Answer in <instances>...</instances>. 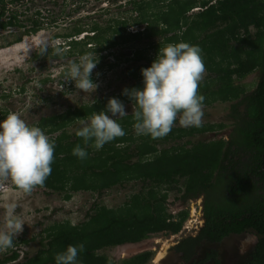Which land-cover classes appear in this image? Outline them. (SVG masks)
I'll return each instance as SVG.
<instances>
[{"label":"trees","instance_id":"16d2710c","mask_svg":"<svg viewBox=\"0 0 264 264\" xmlns=\"http://www.w3.org/2000/svg\"><path fill=\"white\" fill-rule=\"evenodd\" d=\"M23 1L26 5L31 3V7L37 5L35 0ZM85 1L88 0H73V3ZM0 3L5 11V0H0ZM125 5L132 7L127 10ZM119 7L122 9L119 14L132 13L131 22L129 17L118 16L110 19L105 27L97 23L86 29L75 27L71 33L55 38L71 40L67 43L70 47L68 55L78 56L90 52L99 54L117 46L138 43L140 46L133 50L131 58L126 59V62L133 63L128 69L134 81L130 89L143 88L141 69L151 66L160 47L179 42L199 46L206 77L198 86V94L204 97L203 106L230 103L231 130L228 139L218 136V132L228 127L225 123L202 124L200 128L172 127L164 140L217 133L211 139L188 141L182 146L161 151L156 140L141 137L135 150L141 156L147 153L151 156L145 158V163L130 166L124 163L129 147H116L120 142L136 141L132 136L126 137L131 133L134 115L125 117L127 120L120 124L126 133L124 138L106 143L101 153L92 156L90 147L86 148L88 156L83 161L72 155L77 144L87 147L81 138L70 141L66 133L58 140L50 138L55 142L52 172L44 185L37 187L56 192L65 191L67 187L74 192L97 191L127 181L130 167H135L136 178L149 179L158 186L163 181L169 185L177 183L176 177L185 178L184 185L190 192L207 187L217 174V181L226 183L231 197L225 195L226 200L222 204L207 205L204 210L206 225L200 236L189 238L176 250L186 251L188 247L200 245L203 240L219 244L231 235L252 232L258 240L244 264H264V0H126ZM78 10L79 7L73 11ZM3 11H0V17L4 15ZM29 11L30 8L25 9L23 16ZM133 14L136 16L133 17ZM45 18L38 9L23 24L12 16L10 22L0 23V27L16 25L25 28L23 34L29 36L45 27ZM57 21L56 18L49 20V25ZM130 27H136V32H129ZM85 32L92 35L88 34L81 41L75 39ZM88 44L95 47L86 49ZM61 56L65 53L55 57ZM253 74H257V83L251 89L253 85L244 84L243 80ZM112 98L123 103L130 101L127 96ZM109 99L77 111H68L61 117L43 119V122L51 123L46 133L52 134L74 121L90 118L94 112L103 110ZM89 145L92 147L91 142ZM68 192L66 190L65 199L71 197ZM158 193L151 189L148 196L136 194L118 208L94 204L83 222L77 225L57 223L47 228L48 241L43 245L44 249L28 262L15 264H55V254L63 252L69 245L80 243L85 245L84 253L79 256L80 264H116L98 251L140 243L151 234L179 233L188 214L184 213L178 220L169 222L174 217L166 213L163 203L149 202V199H159ZM153 255V252L146 251L117 264H147ZM192 255L191 250L185 254V259L189 260ZM18 257L19 254L14 251L0 260V264L16 262ZM210 260L220 264L216 251L207 256L206 261Z\"/></svg>","mask_w":264,"mask_h":264},{"label":"rangeland","instance_id":"374dc122","mask_svg":"<svg viewBox=\"0 0 264 264\" xmlns=\"http://www.w3.org/2000/svg\"><path fill=\"white\" fill-rule=\"evenodd\" d=\"M63 1L35 0L37 5L33 4L30 10L39 9L42 12V15L46 17L45 27L34 35L22 36L20 43H14V41L20 36L21 31L0 32V120L6 118L3 112L7 110L17 113L26 124L41 128L39 125L41 118L64 114L69 109H77L82 105L92 106L93 103L115 96L122 87L133 83L127 77L128 70H126L127 66L132 67L133 64L125 63L124 59L131 57V52L140 46L138 43H129L112 49L114 55L109 59L114 62L113 64H116L114 69L107 70L105 68L100 74L97 67L93 70L91 78L97 84L95 92L92 90L83 93L75 88L74 82L65 81L66 69L76 57L54 58V55L58 54H55V51L52 52L51 48L57 44H63V38L55 39V36L71 33L75 27L90 28L94 23L105 27L110 19H116L118 16H120L119 18L129 17L130 21L132 13L129 11L119 14L122 10L119 9V6L125 4L126 0H88L81 4L73 3V0H65L64 3ZM55 2L58 3L55 4ZM78 7L79 10L74 12L73 10ZM131 7V5H125L124 8L129 10ZM25 8H20L21 12ZM31 15L32 12H28L23 18L26 19ZM135 16L136 14H133V17ZM54 18L58 19L57 23L49 25V20ZM129 30L136 32V27H130ZM77 38L80 40L83 37L81 35ZM44 43L49 45L48 50L44 55H39ZM63 51L67 52L68 48L62 49V53ZM116 56L121 60L115 59ZM109 59L103 60L102 64L107 65ZM205 77L206 73H204L203 79ZM46 79L49 81L42 83ZM243 83L253 85L251 89H254L257 83V74L248 76L243 80ZM230 106V103H215L210 107H203L202 124H227L228 127L224 131L218 132V136L225 139H228V132L231 130ZM126 108V112L131 113L132 108L127 106ZM87 121L68 125L65 129L67 134L74 135ZM47 124H43L41 129L49 136L46 133L49 129ZM178 125L184 127L179 122ZM216 133L206 134L203 138H213ZM88 147L94 155L97 150L90 145L86 148ZM138 189V185L133 188L127 183L123 187L118 186L102 192L100 195L91 192L71 193V198L65 200L66 191L54 192L48 188L35 187L31 193L26 194L15 186L10 177L7 180H0V229H3L4 226V206L7 203L17 204L16 213L26 223L23 232L16 237L14 247L0 252V259L10 256L13 251H17L21 258L34 256L47 243L45 230L50 226L66 222L77 225L86 219L94 204L118 208L124 204L131 193ZM172 198L171 195L170 200ZM189 206L190 208L197 207L191 203ZM169 209L175 211L174 202ZM190 219L189 228L198 224L195 221L198 220V215H194V211L190 213ZM245 237H248L251 243L246 253L241 255L239 252L240 242ZM257 240L256 234L245 232L241 235H231L215 245L204 242L197 248L189 262L184 261L181 255L174 251L179 238L164 234L151 236L137 245L107 248L98 251V253L107 256L113 262H119L137 253L151 251L154 255L147 264H200L206 260L211 250H215L220 264H244ZM204 264H215V261L210 260Z\"/></svg>","mask_w":264,"mask_h":264},{"label":"clouds","instance_id":"9594fccd","mask_svg":"<svg viewBox=\"0 0 264 264\" xmlns=\"http://www.w3.org/2000/svg\"><path fill=\"white\" fill-rule=\"evenodd\" d=\"M48 47L44 43L39 55H44ZM61 53V49H55V54ZM94 57H98L96 52H90L70 63L65 72V81L74 82L75 88L83 93L95 92L97 84L91 77L99 59ZM204 73L205 65L199 46L179 42L160 47L151 66L141 69L143 88H125L122 91V95L136 105L133 117L136 134L152 140L163 139L172 130L178 115L182 126L202 127L204 97L198 94V86ZM127 114L121 100L110 98L105 108L94 112L75 134L85 146L91 142L92 147L99 151L106 143L125 136L117 119ZM54 150L55 142L40 127L26 124L17 113L9 112L5 119L0 120V180L10 177L19 190L31 193L35 187L43 186L51 175ZM72 155L83 161L88 152L86 147L77 144ZM4 207L0 252L14 247L16 237L23 232L26 224L16 213V203H7ZM250 243L248 237L241 240V255L246 253ZM84 251L83 243L69 245L66 250L54 255L55 264H80L79 256Z\"/></svg>","mask_w":264,"mask_h":264},{"label":"flooded vegetation","instance_id":"af4514ba","mask_svg":"<svg viewBox=\"0 0 264 264\" xmlns=\"http://www.w3.org/2000/svg\"><path fill=\"white\" fill-rule=\"evenodd\" d=\"M4 4H5L4 7L6 8L5 11H3V8H2L3 5L0 3V11H3L4 12V15L2 17H0V23H8V22H10L12 16H15L16 17V21H19L21 24H23L25 19L23 18L24 17L23 16V11L21 12V9L20 8H25V6H26L25 9H29L31 6L29 5V7H27L26 1H23V0H21L20 2H16V1L13 2L11 0H5V3ZM29 12H32L33 13L34 10H30ZM2 31L3 32L4 31H6V32H11V31H13V32L14 31L15 32H17V31L20 32L21 31L20 36L15 39L14 43H20L22 41V38H23L22 36H27V35H24L23 34V32L25 31V28H21V27H18L16 25L15 26L9 25V26H7L5 28L0 27V32H2ZM128 31L130 32L129 28H128ZM132 33H134V32H132ZM88 34L89 33H87V32L81 34L82 37H83L82 39H84ZM81 35H79L78 37H80ZM89 35H92V34H89ZM19 38H21V41H17ZM55 39H61V38H55ZM75 39L78 40V38H75ZM82 39H80V40H82ZM69 41H71V40H65V39H63V44H57L56 46H54L53 48H51V51L52 52L55 51V49L58 48L59 46H61V48H60L61 50L64 49V48H66V47L68 48V51L67 52L63 51V53L58 54L60 56V55H62V54L65 53V56L55 57V56H58V55H54V58H56V59H62L64 57H71V56H73V57H76V59L73 62H75V61H77L79 59L80 56H78V55H68V52L70 51V47L67 46V43ZM94 47H95V45L92 46L91 44H88L86 46V49H90V48L92 49ZM151 54L152 53L150 52V55ZM112 55H114V52L111 50V51H108V52L103 51V52L97 54L98 57H94V58L99 59V63L96 66L97 67V71H99V74L102 73V71L105 68L107 70H112V69H114L116 67L115 66L116 64H113L114 62H112L109 59V58L112 57ZM105 59H109L107 65L106 64L105 65L102 64V61L105 60ZM115 59L121 60V58H119L118 56H116ZM124 61L127 64L130 63V62H126V58L124 59ZM131 63H132V61H131ZM111 65H113L114 67L111 68L110 67ZM129 68H131V67L130 66H127L126 70H128ZM127 74H128L127 77H129V79L132 80V78L129 75V72ZM48 81H49V79H46V80L42 81V83H46ZM131 84H133V83H131ZM130 85L129 86L122 87V89L119 90V93L116 94L115 96H118L119 98L123 97L124 95H122V91L125 88L130 89ZM104 100H102V101H100L98 103H102ZM98 103H95V104L93 103L92 106L93 105H96ZM124 105H125V111L127 110L126 106L132 108L131 113H128L126 117L133 116L134 115V112L137 110L135 103L134 102L132 103L131 101H129V102H124ZM85 106H87V105H85ZM82 107H84V106L82 105V106L78 107L77 109H69L68 111H77V110L82 109ZM203 107H210V106H203ZM67 112L64 113V114H60V115L59 114L58 115H51V117L41 118L39 125L41 126V124L48 123L47 125L49 126V128H51L50 121L43 122L42 120L43 119H49V118L52 119L53 117H61L63 115H66ZM3 113H4L5 116H7L9 112L7 110H5ZM179 117L180 116L178 115L177 116V119H176V122L173 124V127L174 128H181V129H183V128H189V127H181V126L178 125V122H179L178 119H179ZM85 120H89V118H85V119H82V120H77V121H74L71 124H75V123L77 124V122H79V121H85ZM124 120H127V119H125V117L124 118H118L117 119V122L119 124H121L122 122H124ZM60 122H61V120H60ZM68 125H70V124H68ZM68 125H66L65 127H63L60 131L54 132L52 134H48L49 135L48 137L51 138L52 140H58L60 137H62V135L64 133H66V135H68L67 132H66V130H65ZM192 128H194V127H192ZM210 133H214V132H208V133H204V134H197L195 136L194 135L193 136H190L189 135V136L183 137L182 139H179L177 137L172 138V139H168V140L160 139V140H156V142H158V147H159V149L161 151L163 149L166 150V149H172V148L177 147V146H182V145L186 144L188 141H192V142H198L199 140H202L203 141V140L207 139L205 137L203 138V136L206 135V134H210ZM69 136H70V141L76 140V137H77L76 134L69 135ZM129 136H132V138L135 139L136 141L133 142V143L132 142H120V143H117L116 144V147L122 148V149H125V148L129 147V150L127 151V155L124 158L125 159L124 163L125 164H129L130 166H133V165L138 164L140 162L145 163V158H149L151 156V154H148L147 153V154H144V156H141L138 153V151L135 150V146H136L137 143L140 142L141 137L145 138L147 136H138L136 134L133 126L131 127V133L129 135H126V137H129ZM201 136H202V138H200ZM123 138H124V136L123 137H120L119 139H123ZM63 142L65 143V141H63ZM65 145H66V143H65ZM102 149L99 150V151H96L95 153L96 154L101 153ZM90 154H91V156L93 155L91 152H90ZM135 170H136L135 167H130V170H129L130 172H129V175H128V178L129 179L127 181L118 182V183H116V184H114V185H112L111 187H108V188L98 189L97 191H93V190L92 191L91 190L90 191L80 190V191L74 192V191H71L69 189V187H67L66 190L69 191L68 193L70 195H71V193H78V192H91V193H97V194L100 195L102 192L109 191V190H111L113 188H116L118 186L119 187H123L127 183L130 184V185H132L133 188L138 185L139 186L138 191L131 193V195L125 201V202H129L131 200V197L132 196H134L136 194H140V193H144L145 196H148V193L150 192V190L151 189H154V190H156V191L159 192L158 195H159L160 198L157 199V200H151V201L149 199V202H162L163 205L166 208V213L168 215L174 217L173 219H169V222L171 220H174V221L178 220V218L182 214H184V213H187L188 214L187 215V219L184 222V225H183L181 231L179 233H177V234H169L171 236H174V237H178L179 238V241L175 245V249H174L175 253L181 255V257H182V259L184 261L189 262L192 259V257L195 255L197 248H199L204 242L207 243V244H210V245H215L214 243H211V242H208L206 240H203V241H201L200 245H198L196 247H188V249H186V251H184V250L183 251H177L176 250V247L177 246H180L182 243H184L189 238H194L195 239L198 236H200L201 232L203 231V229H204V227L206 225V219H205V212H204V210H205V208H206L207 205L212 207V206H214L216 204H222L226 200V199H224V196L225 195H227L229 198L231 197L230 194H229V192L227 191V185H226V183L221 184V183H219L217 181V178H218L217 174H215L213 176V178L211 180V184L208 185L207 187H203V188H200V189H197V190L188 192L187 189H186V187H185V185H184L185 178L176 177L177 183H174L172 185H169V184H167V183H165L163 181L158 186L156 182H152L149 179H145L144 180V179L136 178V172H135ZM54 192H56V191H54ZM171 195L173 196L172 200H170V196ZM64 199H65V196H64ZM69 199H65V200H69ZM173 202L175 203L176 209H175V211H170L169 208L171 207V205L173 204ZM190 203L193 204V205H197V207L195 206V208H192V207L190 208V206H189ZM197 209L199 210L198 212H197ZM193 211H194V215L195 214L198 215V220H195L198 224L196 226H194V227L192 226V228H189L190 225H188V222L191 221V219L189 220V216H190V213L193 212ZM160 234H164V233H160ZM154 235H157V234H151L150 237L151 236H154ZM164 235H167V234H164ZM149 238H147V239H149ZM147 239H145V240H147ZM140 243L124 244L122 246H125V245H137V244H140ZM256 244H257V242H256ZM256 244L252 247V249L249 252L246 260L244 261V263L251 256L253 250L255 249ZM42 249H44L43 246H42V248L40 250H42ZM191 250L193 251L192 257L189 260L185 259V254L187 252H190ZM212 251H215V250H211V252ZM38 252L35 253L34 256H32V257H25V258L23 257V258H21L19 256L17 262H21V263H24L25 262L26 263V262H28L29 259H33L38 254ZM144 252H146V251H144ZM141 253H143V252H141ZM137 254H139V253H137ZM4 258H1L0 260H2ZM128 258H130V257H128ZM124 259H127V258H124ZM124 259H122V260H124ZM17 262H13V263L15 264ZM206 262H208V261L203 260V262H201L200 264H204ZM13 263H10V264H13ZM114 263L117 264L118 262H114Z\"/></svg>","mask_w":264,"mask_h":264}]
</instances>
